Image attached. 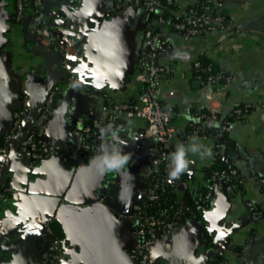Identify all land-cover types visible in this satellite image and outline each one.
<instances>
[{
	"label": "crops",
	"instance_id": "0c3cea01",
	"mask_svg": "<svg viewBox=\"0 0 264 264\" xmlns=\"http://www.w3.org/2000/svg\"><path fill=\"white\" fill-rule=\"evenodd\" d=\"M221 1L168 0L162 6L169 21L181 20L193 7L225 19L223 28L189 37L152 21L145 0L120 7L121 0H43L41 15L52 37L72 45L67 65L59 48H37L36 31L15 21L13 0L0 1V147L12 188L0 196V264H46L42 248L52 240L60 244L64 264H138L131 259L136 214L162 162L147 157L154 135L147 123L115 109L146 97L137 77L154 33L167 41L159 57L166 72L157 88L176 135L170 148L174 154L181 146L186 150L187 179L174 192L182 203L190 196L211 197L160 233L152 263L264 264V189L258 182L264 179V0H225L220 7ZM195 63L232 81L206 86ZM54 90L53 113L40 138L66 152H80L85 140L90 156L31 166L20 151L25 135L3 141L14 112L25 103L31 108L28 133ZM209 103L217 115L209 131L186 139L211 112ZM246 105L250 110L238 114ZM112 116L122 129L108 134L96 154V135L88 141L86 128L99 130ZM229 121L233 130L217 137ZM194 145L199 151L188 150ZM205 148L211 155L200 154ZM117 155L127 158L121 166ZM223 166L239 173L233 193L211 179Z\"/></svg>",
	"mask_w": 264,
	"mask_h": 264
},
{
	"label": "built area",
	"instance_id": "2783aa9c",
	"mask_svg": "<svg viewBox=\"0 0 264 264\" xmlns=\"http://www.w3.org/2000/svg\"><path fill=\"white\" fill-rule=\"evenodd\" d=\"M2 1V0H0ZM15 3V21L17 23L27 22L29 27L36 31L38 40L37 48L41 51H51L54 48H59L63 54L64 65L70 62L72 49L71 43L63 39L57 41L52 37L51 28L41 15V5L43 0H13ZM141 0H121L118 7L129 4L137 3ZM222 0L218 5H223ZM172 1H170L171 3ZM145 4L148 7V11L153 13H159L158 22L161 25L169 26L173 34H184L189 37H197L205 31H214L224 27L225 19L223 17H213L205 13H199L197 7L191 8L185 17L181 21H169L162 14L159 0H145ZM167 46V41L163 40L159 33L152 34L144 50L141 53L139 61V73L138 81L144 84L147 88L146 97L139 102L125 103L116 107L115 111L119 114H124L129 118H139L144 120L149 130L153 131V142L150 146L147 157L151 158L159 152L160 157L164 159L169 167H171V176L169 179L177 184L184 183L182 174L185 171V164L183 170L178 175L172 173L176 170V164L171 160L172 154L165 151V147H169L176 141V135L171 127V113L166 111L159 101V92L157 88V81L165 74L166 69L159 64L160 51ZM195 72L201 76L204 75V85H216L221 82L230 83L232 80L224 77L220 74H214L212 69L205 67L202 63L194 64ZM56 102V90L51 91L47 96L44 107L40 115L38 116L34 128L26 133L25 121L30 115L31 108L25 103L20 109L14 112L12 126L4 138L3 143H11L18 141L20 135H25L20 141V151L29 158L31 166L42 161H47L52 158H60L64 163L71 161L74 158L78 160L87 159L90 156V151H87L88 142L83 140L80 146V152L62 151L59 147H54L48 142L44 141L39 136L40 129L51 118L53 109ZM211 112L204 118L200 125L192 126V129L185 136L186 139H190L193 136L203 135L209 131L210 122L217 118L216 110L212 107L211 103L208 104ZM250 105L244 106L242 110L238 111V114L249 111ZM234 125L232 123H226L222 126L218 132L217 137L222 138L227 132L233 130ZM121 126L116 125V118L112 116L109 121L97 132L96 144L92 152L99 154L102 151V143L112 131L121 130ZM92 129L86 128V134H91ZM86 149V150H85ZM84 151V152H82ZM5 165L1 160L0 149V196L3 194H9L12 192V188L8 183L2 182L4 176ZM212 181L217 183H223L226 185L227 190L230 193L235 192L241 184L239 173L236 169L230 171H216L212 174ZM258 182L264 189V179H259ZM162 187L160 184H153L148 189V195L146 201L150 204H155L159 201L160 197L158 191ZM211 195L208 194L204 198L194 196L193 201L196 206H203L208 203ZM186 207V206H185ZM183 207L179 210V213L188 211V207ZM137 226L135 229L136 243L131 252V259L138 264H153L151 260V254L154 250L158 236L161 232L174 229L178 226V223L170 217L165 210L159 209L156 213H150L143 207L136 214ZM46 264H64V253L60 244L55 241H49L42 248Z\"/></svg>",
	"mask_w": 264,
	"mask_h": 264
},
{
	"label": "trees",
	"instance_id": "16d2710c",
	"mask_svg": "<svg viewBox=\"0 0 264 264\" xmlns=\"http://www.w3.org/2000/svg\"><path fill=\"white\" fill-rule=\"evenodd\" d=\"M197 11L199 13H204L199 7H197ZM159 15H160L159 13H153L152 14V21L158 20ZM165 18L166 19H170L169 16H167V15L165 16ZM181 20H172V21L176 22V21H181ZM229 122H231V121H229ZM91 129H92L91 135L86 137L88 141H94L95 140V137H94L93 133L98 130V128H96L94 126H92ZM0 149H1V147H0ZM90 150H91V146L88 145L87 151H90ZM164 150L167 151V152H170L172 154L171 160L174 162V159H173L174 152H173V150H171V148H169V147H165ZM82 152H84V151H82ZM152 158L159 159L162 162L161 171L158 173V176L154 177V179H153V181L151 183V185L160 184V186L162 187L158 191V195H159L160 199L155 204H150L147 201H145V203L142 205V207L146 211H148L150 213H156L159 209H163V210L166 211V213L170 217H173V219L179 225L186 217L194 215L196 213V210L199 208V206L194 205V201H193L192 196L189 197V199L187 200V203L180 202V200L177 197V194L174 192V190L176 188H178L179 184H177L176 182H173V181H171L169 179L170 175H169V172H168V170H169L168 163L164 159H162V157H160L159 152L156 153V155L153 156ZM232 169L233 168H231L229 166H223L222 168L218 169L217 171H223V170L230 171ZM214 172H216V171H214ZM214 172H212V173H214ZM182 178H183L184 181H186V179H187V177L185 176L184 172L182 174ZM2 182L7 183L6 178H4L2 180ZM206 205H207V203L203 204V206H206ZM185 206L188 207L189 210L185 211L183 213H179V210L183 209V207H185Z\"/></svg>",
	"mask_w": 264,
	"mask_h": 264
},
{
	"label": "clouds",
	"instance_id": "9594fccd",
	"mask_svg": "<svg viewBox=\"0 0 264 264\" xmlns=\"http://www.w3.org/2000/svg\"><path fill=\"white\" fill-rule=\"evenodd\" d=\"M199 148L200 146L194 145L188 150L192 152H197L199 151ZM185 151L186 150L184 149V147L181 146V148H179L177 152L174 154L173 159L177 167H176V170L172 173L173 175H178L179 172L183 170V165L186 163L184 160ZM200 154L202 156L211 155V149L205 148L203 152H201ZM126 159H127L126 157H120L119 155H117L116 156L117 166H121L125 162Z\"/></svg>",
	"mask_w": 264,
	"mask_h": 264
},
{
	"label": "water",
	"instance_id": "95a60500",
	"mask_svg": "<svg viewBox=\"0 0 264 264\" xmlns=\"http://www.w3.org/2000/svg\"><path fill=\"white\" fill-rule=\"evenodd\" d=\"M159 2H160V5H161V6H165L166 3L168 2V0H159ZM212 14H213V11H211V12L208 13V15H210V16H211ZM220 142H221V140H220ZM168 172H169V175L171 176V167H169V171H168Z\"/></svg>",
	"mask_w": 264,
	"mask_h": 264
}]
</instances>
